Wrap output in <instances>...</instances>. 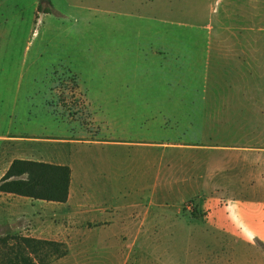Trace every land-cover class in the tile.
Wrapping results in <instances>:
<instances>
[{
	"label": "rangeland",
	"instance_id": "obj_1",
	"mask_svg": "<svg viewBox=\"0 0 264 264\" xmlns=\"http://www.w3.org/2000/svg\"><path fill=\"white\" fill-rule=\"evenodd\" d=\"M34 1L0 0V179L65 164L70 198L1 196L0 235L65 243L50 264H243L198 177L264 147V0Z\"/></svg>",
	"mask_w": 264,
	"mask_h": 264
},
{
	"label": "crops",
	"instance_id": "obj_2",
	"mask_svg": "<svg viewBox=\"0 0 264 264\" xmlns=\"http://www.w3.org/2000/svg\"><path fill=\"white\" fill-rule=\"evenodd\" d=\"M33 6L37 12V0ZM6 139L5 137L3 140ZM216 151L223 153L222 159L213 164L214 176L206 178L205 181L201 175L198 177V183H204L200 192L212 189L215 191L214 194H219L218 197H211L209 194L211 192L206 194L207 197H211L208 198V202L214 205L210 208L213 219L208 221L206 226L216 232L214 245L230 246L235 254L240 247L243 251V264H249V253L262 252L261 248L264 245V147L253 144L224 146ZM1 196L16 195L0 193V198ZM228 264L238 263L234 261Z\"/></svg>",
	"mask_w": 264,
	"mask_h": 264
},
{
	"label": "trees",
	"instance_id": "obj_3",
	"mask_svg": "<svg viewBox=\"0 0 264 264\" xmlns=\"http://www.w3.org/2000/svg\"><path fill=\"white\" fill-rule=\"evenodd\" d=\"M71 168L27 159H15L0 179V193L66 203L70 195ZM68 254L65 243L7 234L0 235V264H50Z\"/></svg>",
	"mask_w": 264,
	"mask_h": 264
}]
</instances>
